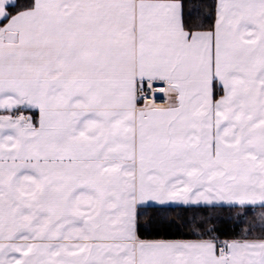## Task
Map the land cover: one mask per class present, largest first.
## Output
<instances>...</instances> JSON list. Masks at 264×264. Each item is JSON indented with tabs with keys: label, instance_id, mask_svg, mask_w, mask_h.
Masks as SVG:
<instances>
[{
	"label": "snow or ice",
	"instance_id": "6c2138e0",
	"mask_svg": "<svg viewBox=\"0 0 264 264\" xmlns=\"http://www.w3.org/2000/svg\"><path fill=\"white\" fill-rule=\"evenodd\" d=\"M0 264H264V0H0Z\"/></svg>",
	"mask_w": 264,
	"mask_h": 264
}]
</instances>
